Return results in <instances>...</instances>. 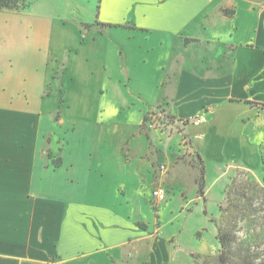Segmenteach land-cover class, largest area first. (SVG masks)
<instances>
[{"label":"crops","instance_id":"crops-1","mask_svg":"<svg viewBox=\"0 0 264 264\" xmlns=\"http://www.w3.org/2000/svg\"><path fill=\"white\" fill-rule=\"evenodd\" d=\"M5 13L15 12L2 11L0 18ZM17 29L0 20V264H113L112 257L121 259L130 244L150 239L123 205L150 203L155 188L174 182L170 170L158 178L154 168L177 164V135L142 131L157 107L190 136L200 155L236 160L230 171L250 172L251 161L260 157L264 0H100L97 27L87 32L90 44L80 30L67 43L60 32L52 44L46 31L36 33L33 52V38ZM146 50L153 51L152 65L149 59L145 64L149 76L163 74V93L132 125L130 139L117 132L82 133L66 147L63 137L53 140L52 117L43 113L41 99L10 101L1 92L114 86L116 102L127 106L112 60ZM85 99L77 108H90ZM113 105L110 112L122 106ZM104 115L95 112L89 124L95 127ZM66 122L57 120L61 127ZM117 137L110 156L98 152ZM97 153L108 159L96 160Z\"/></svg>","mask_w":264,"mask_h":264},{"label":"rangeland","instance_id":"rangeland-1","mask_svg":"<svg viewBox=\"0 0 264 264\" xmlns=\"http://www.w3.org/2000/svg\"><path fill=\"white\" fill-rule=\"evenodd\" d=\"M99 6L100 0H27V6L23 11L5 13L1 15L0 20L9 25H15L19 36L21 33L23 36L28 34L27 36L33 38L31 52H33L36 33L39 35L43 32L44 36L46 31H48L49 39L53 40V44L55 39L60 37V32L66 34L65 42L67 43L74 37L73 32L80 30L82 34L87 35L86 44L88 45L92 42L93 36L92 33L87 32L90 29L94 31L97 27ZM37 24H43V26L47 24L49 29H36ZM112 34L115 36V32ZM133 45H136L135 41ZM152 54L153 51L149 53L147 50L144 53L141 52V55L129 52L126 57L117 55L112 60L113 69L116 70L114 77L121 79L120 89L129 101L127 106L116 102L114 86L112 88H41L40 93L35 91L38 88H34L33 92L30 88H1V92L7 97L6 100L10 101L25 102L27 97L32 103H36L35 101L41 99L43 113L52 117V124L49 127L51 135H54L53 140L57 141L63 137L66 147H69L70 143L76 139L75 137H79L82 133L95 136L105 133L110 134L111 137L114 132H117L119 135L128 134L130 139L132 125L138 123L137 120L141 119L143 111L156 107L152 99L154 96L161 97L163 93L161 87L164 81L163 74L159 77L149 76L145 66L147 59L150 60L149 65H152ZM147 86H153V88H145ZM84 89L90 92L85 93ZM88 96L90 108L88 110L77 108L79 101L87 100L85 98ZM110 104H114L115 107L122 106L120 109L116 108L115 112H110L108 107ZM95 112L97 114L103 112L105 115L103 119H100L102 121H95L98 124L94 127L89 124L88 118L94 119ZM60 117L67 119L64 127L57 123ZM170 121L165 109L157 107L146 115L142 131L146 134L166 133L170 137L177 135L176 147L179 158L176 165L184 167L180 168L170 162L158 163L155 166V174L158 178L166 176L170 170L169 176L171 181H174L173 186L168 182L154 189L165 191L166 200L162 204L152 200L143 205H123L124 210L138 223V231L149 233L151 237L135 244L136 246L130 244L121 259L112 257L113 264H148L149 262L193 264L194 257L200 254L219 252L218 231L211 219L219 217V207L224 202L225 190L230 183V178L239 170L234 168L230 171L231 166L228 164L238 165V163L232 160L227 164V162L212 159L207 154L205 157L200 155L192 145L190 136L186 135L180 126ZM260 123L264 127V116ZM180 134L182 138H179ZM51 135L48 136L49 139ZM117 141L118 137L114 141L105 142L102 146L103 150L98 152H106V155L110 156V151H114L116 148L114 143ZM126 150L127 148L124 152L122 151V155H125ZM95 158L100 161L102 159L103 162L108 159L105 156L101 157V153H97ZM251 163L250 172H253L256 178L263 179L264 170L259 155ZM117 166L115 158L111 157V167ZM163 166H165V172H163ZM201 179H203V193H200ZM113 185V191H118L119 183L114 182ZM88 261L82 264H88Z\"/></svg>","mask_w":264,"mask_h":264},{"label":"trees","instance_id":"trees-1","mask_svg":"<svg viewBox=\"0 0 264 264\" xmlns=\"http://www.w3.org/2000/svg\"><path fill=\"white\" fill-rule=\"evenodd\" d=\"M26 6L27 0H0V12H21ZM259 152L264 170V140ZM200 185L203 193V179ZM219 212L218 218L211 219L218 231L219 252L200 254L193 264H264V176L259 179L252 172L237 170Z\"/></svg>","mask_w":264,"mask_h":264},{"label":"built area","instance_id":"built-area-1","mask_svg":"<svg viewBox=\"0 0 264 264\" xmlns=\"http://www.w3.org/2000/svg\"><path fill=\"white\" fill-rule=\"evenodd\" d=\"M162 168L164 170L163 172H165L166 171L165 166H163ZM152 195H153L154 202L162 203L166 200V193L162 189L154 190Z\"/></svg>","mask_w":264,"mask_h":264},{"label":"water","instance_id":"water-1","mask_svg":"<svg viewBox=\"0 0 264 264\" xmlns=\"http://www.w3.org/2000/svg\"><path fill=\"white\" fill-rule=\"evenodd\" d=\"M196 119H197V118H195V119L191 120V122H194V121H196Z\"/></svg>","mask_w":264,"mask_h":264}]
</instances>
